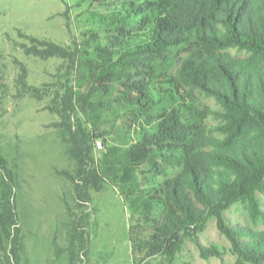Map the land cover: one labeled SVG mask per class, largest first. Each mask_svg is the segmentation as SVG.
Wrapping results in <instances>:
<instances>
[{
    "label": "trees",
    "instance_id": "16d2710c",
    "mask_svg": "<svg viewBox=\"0 0 264 264\" xmlns=\"http://www.w3.org/2000/svg\"><path fill=\"white\" fill-rule=\"evenodd\" d=\"M89 5L99 11V31L71 49L20 33L30 53L70 64L65 114L58 112L81 114L89 126L59 123L77 199L90 201L88 190L105 184L117 189L130 224L151 227L145 238L130 237L133 259L172 262L183 239L197 236L214 216L237 264H264V231L222 217L239 201L258 211L255 193H264V0ZM25 78L22 69L18 93L40 99L41 90ZM196 93L220 109L202 105ZM97 139L105 145L95 159ZM17 189L16 164L0 154V232L18 223ZM72 238L71 244L87 243L82 233ZM200 253L218 251L201 247Z\"/></svg>",
    "mask_w": 264,
    "mask_h": 264
},
{
    "label": "rangeland",
    "instance_id": "374dc122",
    "mask_svg": "<svg viewBox=\"0 0 264 264\" xmlns=\"http://www.w3.org/2000/svg\"><path fill=\"white\" fill-rule=\"evenodd\" d=\"M98 12L89 0H0V154L16 164L18 181V223L0 232V264H237L214 216L197 236L183 239L172 262L162 256L133 259L130 237L145 238L151 227L130 224L129 209L117 189L105 184L99 191L88 190L90 201L77 199L66 174H73V164L59 123L79 120L89 126L81 114L60 116L65 114L64 86L72 79L70 64L61 57L30 53L29 41L20 33L71 49L89 31H99ZM22 69L27 84L41 90L40 99L18 93ZM195 95L202 105L220 109L213 98ZM96 141L101 147L94 143L95 159L105 145L102 139ZM255 197L258 211L235 202L223 211L224 221L264 231V193L256 191ZM75 232L86 237V245L76 240L71 244ZM201 247L218 254L203 257Z\"/></svg>",
    "mask_w": 264,
    "mask_h": 264
},
{
    "label": "built area",
    "instance_id": "2783aa9c",
    "mask_svg": "<svg viewBox=\"0 0 264 264\" xmlns=\"http://www.w3.org/2000/svg\"><path fill=\"white\" fill-rule=\"evenodd\" d=\"M96 146L97 147H101V142L100 141H96Z\"/></svg>",
    "mask_w": 264,
    "mask_h": 264
}]
</instances>
